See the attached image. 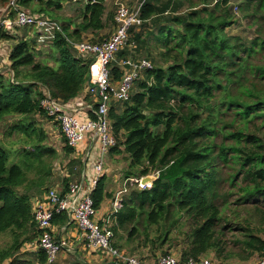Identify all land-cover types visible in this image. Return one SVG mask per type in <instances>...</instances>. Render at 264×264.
Segmentation results:
<instances>
[{"label":"trees","instance_id":"16d2710c","mask_svg":"<svg viewBox=\"0 0 264 264\" xmlns=\"http://www.w3.org/2000/svg\"><path fill=\"white\" fill-rule=\"evenodd\" d=\"M11 1L0 0L4 18L16 16ZM67 1L15 4L18 10L58 21ZM106 2L89 0L80 23L62 18L63 33L52 46L59 56L57 67L38 61L35 42L26 32L10 53L13 78L0 74V123L26 117L13 130L38 140L23 151L20 165L10 167L9 154L0 145V235L12 237L0 252V264L46 263L45 252L33 246L40 231L27 174H36L32 184L42 186L57 153L43 144L45 132L27 119L38 114L49 118L41 108V87L63 103L83 93L92 61L78 55L67 38L87 39L83 34L103 30L105 19L115 24V15L106 16ZM141 19L120 55L129 56L124 51L134 48L145 51L143 59L153 67L141 74L129 101L110 108L117 144L107 157L124 156L126 180L158 176L151 189L131 193L119 225L128 228L129 243L153 255L162 252L158 258L173 255L186 261L213 253L220 264H246L264 252V56L257 59L264 55V0H144ZM241 19L256 27L250 44L228 32ZM14 40L12 33L0 30V42ZM111 72L115 81L121 79L118 60ZM65 150L73 151L67 145ZM105 191L103 177L92 193L97 210ZM234 197L232 209L247 211L244 221L240 214L225 212ZM66 219V213L56 214L53 223Z\"/></svg>","mask_w":264,"mask_h":264},{"label":"built area","instance_id":"2783aa9c","mask_svg":"<svg viewBox=\"0 0 264 264\" xmlns=\"http://www.w3.org/2000/svg\"><path fill=\"white\" fill-rule=\"evenodd\" d=\"M77 2L79 0H73ZM144 1L134 9L123 0H116L115 30L114 33L103 41L93 42L90 40L75 41L67 38V42L76 53L92 61L90 68V81L85 92L92 99L89 109L93 110L94 118L79 119L71 110L70 102L63 103L54 99L48 90H44L41 108L47 117L58 125L65 139L66 145L72 149H78L88 134L94 133L99 137L100 149L99 160L95 164L94 172L98 176L89 189H85L82 183L69 185L67 193L61 194L57 189L47 192L46 201L38 202L33 208V219L40 231V237L33 244L46 254L45 264H55L60 252L68 245L64 240H56L52 235V224L56 214H68L76 224L86 246L91 251H102L115 260L116 264H148L139 258L121 252L113 245L114 232L110 222L100 224L97 216L98 211L94 206L92 193L95 191L99 176L104 170L105 160L111 148L117 142L112 133L109 121V110L114 104L129 101L135 83L141 74L152 69L153 65L146 59L127 58L120 61L122 77L115 81L111 72L112 63L116 61L118 52L124 49L130 40L133 29L142 26L141 7ZM15 7L16 16L13 19L0 20V30L14 33L18 28H32L35 30L36 42L39 49L49 48L54 44L58 34L63 33L60 21L51 20L47 17H39L16 8L15 0L10 4ZM157 178L158 173L152 174ZM142 178H131L126 183H135L140 190L151 189L153 183L142 184ZM120 208V202H115ZM154 264H220L213 262L207 256L199 259L190 258L182 261L173 255L161 256ZM253 264H264V252Z\"/></svg>","mask_w":264,"mask_h":264},{"label":"crops","instance_id":"0c3cea01","mask_svg":"<svg viewBox=\"0 0 264 264\" xmlns=\"http://www.w3.org/2000/svg\"><path fill=\"white\" fill-rule=\"evenodd\" d=\"M73 1V0H72ZM81 1V2H80ZM112 1V5H115V0H107L106 8L110 5ZM144 1V0H143ZM80 6L83 4H87L89 0H79ZM76 3V2H75ZM127 3V2H126ZM130 5V4H128ZM130 7V6H129ZM84 8V7H83ZM82 8V9H83ZM131 8V7H130ZM133 9V8H131ZM80 23V22H79ZM32 31V30H31ZM102 31V30H101ZM96 33V32H95ZM89 33L83 34L84 37H96L97 34ZM29 37H26L30 41L32 35L29 32ZM90 36V37H89ZM0 42V60L7 56V60L3 61V64L0 63L1 70L3 71L0 74H5L7 77H12V74H8L6 70L10 68L11 61H10V53L12 48L10 47L9 52L5 50L4 43ZM53 46V45H52ZM50 46L51 57L43 56L38 57V61H41L43 64L50 65L52 67H57L58 64L56 59H59L58 54H54L53 47ZM44 49V48H43ZM38 55L41 53H45L42 49H37ZM120 64V61H119ZM5 65L4 69L3 66ZM120 66V65H119ZM7 70V71H8ZM13 78V77H12ZM44 88L41 87L40 91L43 93ZM88 95L85 91L77 98L70 101L71 112L75 114L79 119L85 120L87 118H94L93 110L89 109L92 105V99L87 100ZM20 117V118H19ZM22 119V116H18V121ZM49 127L52 129V134L54 135L55 141V148L57 154L67 156L66 162L62 165H56L51 169L50 177L43 181L42 186H32L29 190L32 192V203L33 206L38 202H45L47 192L51 189H57L58 192L61 194L67 193L65 183L67 182L68 185L73 183H82L85 189H89L92 186V182L98 177L95 172V164L99 160V149H100V140L97 135L94 133H90L87 135L85 140L80 144L78 149H73L72 153H66V142L63 138L58 125L52 120L47 118ZM116 160V157H114ZM109 157L106 158L104 164V170L102 174L99 176V181L104 177L106 180V191L107 197L105 198L104 202L102 203L100 209H98V216L97 219L100 224L104 225L106 222H110L111 229L114 232V239L113 245L118 248L121 252H124L127 255L135 256L148 264H154L156 260L151 261L147 257L150 256L149 249L146 248H138L134 245V243H129L128 241V231L127 227H123L119 225V214L123 210V205L127 202L128 198L127 192L129 191V186L124 187L125 183L120 182L121 174H119V178L114 180V185H111V180L113 178L114 171L116 170L112 163L108 161ZM98 181V182H99ZM128 189V190H127ZM142 191V190H140ZM121 195L122 199H121ZM118 203L121 201L123 202L120 208L115 206V202ZM52 235L56 240H64L67 242V247L63 249L56 261L55 264H76L77 261H84L87 260L88 264H116L115 260L112 259L110 256L106 255L102 251H91L86 246V241L82 237L81 232L78 230L76 224L74 223L73 219L67 214V219L65 221H59L52 224ZM179 255V254H178ZM210 255H213L211 253ZM258 259L255 258L249 264H253ZM215 260V258H214ZM213 260V261H214ZM216 262V260H215Z\"/></svg>","mask_w":264,"mask_h":264},{"label":"rangeland","instance_id":"374dc122","mask_svg":"<svg viewBox=\"0 0 264 264\" xmlns=\"http://www.w3.org/2000/svg\"><path fill=\"white\" fill-rule=\"evenodd\" d=\"M123 1L127 2V4H130L129 6L134 9L137 6H139V4L143 0H123ZM164 1H166V0H162V2H164ZM80 2L75 3L72 0H68L67 3L65 4L63 10L57 13L60 16V18L57 20L62 23L63 22L62 18H68V19L71 18L72 21L74 22V24L81 22V16H82V11H83L82 8L85 6V4H83V6H80L79 5ZM115 12H116V6L112 5V1H111L110 5L107 8L106 16L110 17L111 14L114 16ZM4 15H5V9L0 7V20L4 19ZM104 22L106 24L105 28L102 31L96 32L95 34H97V36L95 38L90 37V36H89L90 38H88L86 36L87 39H84V40L99 42V41H102L106 38H109L114 33L116 26H115L113 21H108V19L107 20L105 19ZM147 27H149V26L147 25ZM255 28L256 27L251 25L247 20H242V22H240L236 26H233L230 29H228V32L232 35L241 36V38L244 40L245 43L250 44V42L254 38H256ZM34 31L35 30L31 31L32 35H34ZM26 32L29 35L30 30H23V29L15 30L14 33H12L13 36L15 37L14 41H10V42L3 41L2 42V43H4L5 50H7V52H9L10 47L11 48H12V46L14 47L17 40L22 38L26 34ZM31 38L35 42L34 44L36 46V49H38L39 45L35 41L36 37L31 36L30 39ZM2 43H1V45H2ZM149 45L152 46V48L154 47V43L152 41ZM128 50H130V49L128 48ZM42 51H44L45 53H41L38 56H40V57H43V56L51 57L50 48L42 49ZM121 52H123V51L118 52V54L116 56V60H118V61H121L126 57L135 59L132 54H134L137 58H140V59L147 57V54L145 53V51H140V52L136 53L135 48L132 49V52L125 50L124 52H126L127 55H129L126 57L121 56L120 55ZM158 52L159 51H156V53H158ZM263 56L264 55L259 56V57H257V59H260L261 57L263 58ZM4 60H7V56H4V58L2 60H0V63L3 64ZM158 62H160L159 59H157V63ZM4 67H5V65L3 66V69H4ZM0 70H1V67H0ZM7 70H6V72H9V70L8 71ZM0 72L2 73L3 71H0ZM8 74H10V73H8ZM24 118H26V117H22V119L18 121V116L7 117V118H5V120L2 123H0V145L2 144L9 154V167L13 166L15 164L20 165L21 164L20 161L22 159L23 151L26 150L27 148L30 149V147H32L34 144H38V140H37L36 136H34L32 138V140H29V138L23 132L13 130V127L16 124L21 123L22 120H24ZM27 123H32L35 126V128H37L38 130H43L46 134V139H45L43 144L46 147L54 150V148H55L54 135L52 134V132H53L52 129L49 127V125H51V124H49L47 118L43 115L38 114V115L30 116L27 119ZM114 157H116V160ZM114 157H109V159H108V161L110 163H112V166L116 169L114 171L113 178L111 180V185H114V180L116 179L114 177L119 178L120 177L119 174H121L122 178L120 177L121 178L120 182L125 183V185H124L125 188L129 186V191L127 192V195L130 196L132 192L140 190V189L138 188V185L135 183H133V184L132 183H130V184L126 183L125 173H126L128 164H127V162H124V156L118 155V156H114ZM46 159H48V158H46ZM66 160H67V156H65V155L61 156V155L57 154V156L53 159V161L50 164L51 169L56 165H59V164L63 165L66 162ZM27 173L28 172H26V174ZM36 177H37V175L34 174L33 172L27 174V181L29 180V182L26 186L27 188L32 186L33 180H35ZM21 189H22V190H20L21 192L26 190L25 187H23ZM30 193L32 196L31 190H30ZM122 196L123 195H121V199H122ZM129 196H127V198H129ZM122 204H123V202L120 201V205H122ZM235 204L236 203H235V197H234L231 199V204H229V206L227 207L228 210H226L225 212L228 214L237 213V214H240L241 217L242 216L248 217V215L246 214L247 211L244 207H240L239 209H236V210L232 209V207H236ZM250 208L251 207L248 206V209H250ZM252 210L253 209H251V211ZM243 217H242L241 221H244ZM152 230H155V228L153 227ZM11 243H12V237L9 234L0 235V252H2L3 250H6L11 245ZM148 252H149L150 256H148L147 258L151 261H154L158 258V256L163 255L162 252L157 253L156 255L155 254L153 255L154 252H150V251H148ZM210 254L211 253H209L207 255V257L213 261L215 256L210 255ZM255 258H257L256 255L253 256L252 259H249V261L247 260V262H245V263L249 264ZM234 262H232V263L233 264H243L242 261H240V262L234 261ZM216 263H218V262H216ZM4 264H7V262H5ZM76 264H88V262H87V260L77 261Z\"/></svg>","mask_w":264,"mask_h":264},{"label":"water","instance_id":"95a60500","mask_svg":"<svg viewBox=\"0 0 264 264\" xmlns=\"http://www.w3.org/2000/svg\"><path fill=\"white\" fill-rule=\"evenodd\" d=\"M156 179L157 178L155 176L149 175V176L143 177L141 182L142 184L154 183Z\"/></svg>","mask_w":264,"mask_h":264}]
</instances>
